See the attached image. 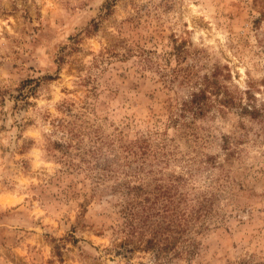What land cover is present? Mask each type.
<instances>
[{
	"label": "rangeland",
	"instance_id": "1",
	"mask_svg": "<svg viewBox=\"0 0 264 264\" xmlns=\"http://www.w3.org/2000/svg\"><path fill=\"white\" fill-rule=\"evenodd\" d=\"M0 264H264V0H0Z\"/></svg>",
	"mask_w": 264,
	"mask_h": 264
},
{
	"label": "trees",
	"instance_id": "2",
	"mask_svg": "<svg viewBox=\"0 0 264 264\" xmlns=\"http://www.w3.org/2000/svg\"><path fill=\"white\" fill-rule=\"evenodd\" d=\"M199 94H200V96H201L200 99H201V100H204V99H205V94H206V93H205L204 91L201 90V91H199L198 96H199ZM195 96H196V95L193 96L194 99L192 100V103H194L193 101H194L195 98H196ZM200 99H199V97H198V102H199ZM233 102H234V101H232V100L227 101L228 104H232ZM227 103H226V104H227ZM245 109H246V108H245ZM200 110H201V107H200Z\"/></svg>",
	"mask_w": 264,
	"mask_h": 264
}]
</instances>
